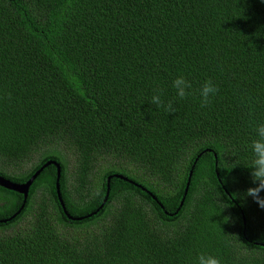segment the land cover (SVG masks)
Listing matches in <instances>:
<instances>
[{"label":"trees","instance_id":"trees-1","mask_svg":"<svg viewBox=\"0 0 264 264\" xmlns=\"http://www.w3.org/2000/svg\"><path fill=\"white\" fill-rule=\"evenodd\" d=\"M262 122L264 0H0V175L55 160L73 217L48 164L0 223V264H264L242 198ZM23 198L0 185V219Z\"/></svg>","mask_w":264,"mask_h":264},{"label":"clouds","instance_id":"clouds-1","mask_svg":"<svg viewBox=\"0 0 264 264\" xmlns=\"http://www.w3.org/2000/svg\"><path fill=\"white\" fill-rule=\"evenodd\" d=\"M172 87L175 89L176 97L180 100L190 95L192 88L191 82L185 76L179 75L172 81ZM154 94L150 99V104L156 108H162L167 114L176 112L173 101L167 103L162 98V91L154 89ZM219 91L218 86L213 83L211 78L205 80L199 89L200 106L206 107L210 104L212 97ZM254 131L256 136L251 141L252 158L245 167L251 170L250 177L252 185L242 194V198L251 197L261 208H264V122L258 123ZM196 264H221V260L212 254L200 253L196 258Z\"/></svg>","mask_w":264,"mask_h":264},{"label":"water","instance_id":"water-1","mask_svg":"<svg viewBox=\"0 0 264 264\" xmlns=\"http://www.w3.org/2000/svg\"><path fill=\"white\" fill-rule=\"evenodd\" d=\"M48 164H54L56 165L57 167V170H56V175H57V178H56V195L60 201V204L65 212V216H67V218H73L69 213L66 212V208H65V204H64V201L61 199V195H60V190H59V184H58V178L60 176V167H59V164L55 161V160H48L46 163H44L40 168H38L25 182L23 183H17V182H13L3 176L0 175V185L5 187V188H8V189H11V190H14V191H17L19 193H21L23 195V201H22V204L20 205L19 209L13 213L10 217H7V218H3V219H0V223L2 222H6L10 219H12L16 214H18L20 212V210L23 208V205L26 201V197H27V193H28V188H29V185L31 184V182L33 181V179L39 174V172L45 167L47 166ZM119 177H122L120 175H117ZM107 193H108V188H107ZM107 193H106V196L105 198L103 199V202L101 203V206L103 205V203L106 201L107 199ZM100 206V207H101ZM92 213L88 214V215H91ZM83 218V216H79V217H74V219H81Z\"/></svg>","mask_w":264,"mask_h":264},{"label":"rangeland","instance_id":"rangeland-1","mask_svg":"<svg viewBox=\"0 0 264 264\" xmlns=\"http://www.w3.org/2000/svg\"><path fill=\"white\" fill-rule=\"evenodd\" d=\"M70 162H71V159H70ZM18 171H20V170H18ZM21 171H23V170H21Z\"/></svg>","mask_w":264,"mask_h":264},{"label":"crops","instance_id":"crops-1","mask_svg":"<svg viewBox=\"0 0 264 264\" xmlns=\"http://www.w3.org/2000/svg\"><path fill=\"white\" fill-rule=\"evenodd\" d=\"M3 219V218H2Z\"/></svg>","mask_w":264,"mask_h":264}]
</instances>
